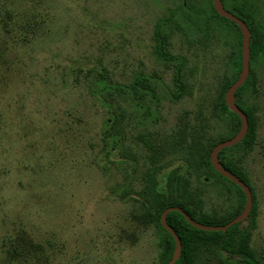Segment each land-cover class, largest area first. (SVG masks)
<instances>
[{"label": "rangeland", "instance_id": "374dc122", "mask_svg": "<svg viewBox=\"0 0 264 264\" xmlns=\"http://www.w3.org/2000/svg\"><path fill=\"white\" fill-rule=\"evenodd\" d=\"M243 1L222 3L233 13ZM248 1L264 30V0ZM212 2L0 0V264L22 228L55 239L54 264H162L165 236L143 198L156 171L180 173L199 217L236 216L240 192L191 154L231 138L217 102L239 38ZM254 70L241 103L257 138L229 154L256 205L240 227L264 261V56Z\"/></svg>", "mask_w": 264, "mask_h": 264}, {"label": "trees", "instance_id": "16d2710c", "mask_svg": "<svg viewBox=\"0 0 264 264\" xmlns=\"http://www.w3.org/2000/svg\"><path fill=\"white\" fill-rule=\"evenodd\" d=\"M213 18H219L223 21L230 23L238 32V47L239 54L235 59L233 65L236 71V78L226 84L223 93L220 95L217 102V109L224 118L231 119L232 123L231 133L229 137L235 136L241 127V120L238 115L230 111L225 101V94L230 86L238 79L242 70V34L241 30L233 21L221 17L215 10ZM255 9L253 4L244 0L238 3L233 9V14L241 18L248 25L251 32L250 39V53H251V72L245 84L236 92V101L238 106L245 112L249 120V129L245 138L239 144L224 149L220 152L219 158L223 165L232 173L237 175L242 181L248 184L247 179L240 166L234 165L230 159L229 152L233 149H237L241 146L251 147L257 138V123L253 113L241 103L243 93L248 87L254 84L256 74L254 70V62L264 56V30L256 22ZM16 15H13V18ZM14 23L11 31L14 30ZM10 27V26H9ZM161 30L157 27L156 30V42L157 53L164 56L165 59L169 58L163 51L164 42ZM139 85H142V80L136 81ZM144 85V84H143ZM228 139V138H227ZM224 139V140H227ZM230 139V138H229ZM218 145V144H216ZM215 145V146H216ZM214 146V147H215ZM203 147V148H202ZM213 148L204 149L201 142L191 148L192 156L197 157L198 167L200 170L203 168L210 172H213L216 176L226 180L233 185L241 194V201L237 213L231 220L217 221L210 217H199L196 206L191 205L189 200L183 197V180L181 175L177 171H173L166 175L165 181L159 180L160 172L156 171L155 174H150L151 185L148 189V194L143 195L145 200V207L147 208V215L153 222H155L164 233V239L162 241V264H168L173 257L175 249V240L161 225V215L169 207H180L184 209L195 221L208 225V226H224L233 219H235L243 210L245 205V195L243 191L234 183L223 177L216 170H214L210 156ZM159 175V176H158ZM255 201V200H254ZM256 214V205L251 211L250 218H254ZM168 224L179 235L182 241V254L176 264H200L207 255L218 253L219 264H264L263 259L257 253V251L251 246L252 229L250 227L242 229L240 223L231 226L226 232H208L199 230L190 225L184 216L179 212H171L167 216ZM4 264H54L57 258V243L54 238L47 237L43 241L36 240L35 237L25 230L20 229L16 234L10 235L4 240ZM218 251V252H217Z\"/></svg>", "mask_w": 264, "mask_h": 264}, {"label": "water", "instance_id": "95a60500", "mask_svg": "<svg viewBox=\"0 0 264 264\" xmlns=\"http://www.w3.org/2000/svg\"><path fill=\"white\" fill-rule=\"evenodd\" d=\"M213 6L217 13L226 19H229L236 23L238 27L241 30L242 34V70L239 74L238 79L230 86V88L227 90L225 94V101L226 105L228 106L229 110L234 112L236 115L239 116L241 120V127L239 132L233 136L232 138L223 141L216 145L210 156L211 164L219 174H221L223 177L237 185L244 193L245 195V206L243 211L238 215L235 219L230 221L224 226H208L201 224L197 221H195L184 209L180 207H169L167 208L161 215V225L163 228L167 230V232L174 238L175 240V249L173 252L172 259L168 262V264H176L177 261L180 259L182 254V241L179 235L174 231V229L168 224L167 222V216L171 212H179L181 213L184 218L187 220V222L192 225L193 227L202 230V231H208V232H226L231 226L240 223L244 220H246L254 207V198L253 193L250 187L242 181L237 175L229 171L221 162L219 158V154L222 150L231 148L240 142L245 138L248 129H249V120L245 112L238 106L236 101V92L245 84L247 81L250 72H251V53H250V39H251V32L249 30L248 25L243 21L241 18L237 17L227 9H225L222 0H212Z\"/></svg>", "mask_w": 264, "mask_h": 264}, {"label": "flooded vegetation", "instance_id": "af4514ba", "mask_svg": "<svg viewBox=\"0 0 264 264\" xmlns=\"http://www.w3.org/2000/svg\"><path fill=\"white\" fill-rule=\"evenodd\" d=\"M228 140V139H227ZM223 164V163H222Z\"/></svg>", "mask_w": 264, "mask_h": 264}]
</instances>
